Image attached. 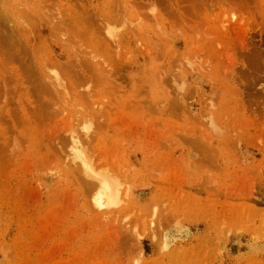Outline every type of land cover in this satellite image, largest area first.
Instances as JSON below:
<instances>
[{
	"label": "rangeland",
	"instance_id": "obj_1",
	"mask_svg": "<svg viewBox=\"0 0 264 264\" xmlns=\"http://www.w3.org/2000/svg\"><path fill=\"white\" fill-rule=\"evenodd\" d=\"M0 264H264V0H0Z\"/></svg>",
	"mask_w": 264,
	"mask_h": 264
},
{
	"label": "bare ground",
	"instance_id": "obj_2",
	"mask_svg": "<svg viewBox=\"0 0 264 264\" xmlns=\"http://www.w3.org/2000/svg\"><path fill=\"white\" fill-rule=\"evenodd\" d=\"M74 137L75 136L72 135L71 138L69 137L71 139V153H69L72 156L70 159H72V163L74 161H78L84 176L94 183V187L96 189L95 191H97L94 206L96 204L97 208L102 207L104 209L117 206L119 192L115 181L111 180V178H109L105 172L96 170L94 165L84 157L85 155L83 152L81 153L82 150L81 147L78 148V140H76L77 137Z\"/></svg>",
	"mask_w": 264,
	"mask_h": 264
}]
</instances>
